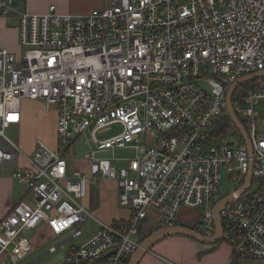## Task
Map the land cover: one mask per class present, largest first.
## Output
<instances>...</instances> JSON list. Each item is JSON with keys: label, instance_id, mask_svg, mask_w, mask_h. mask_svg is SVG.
<instances>
[{"label": "built area", "instance_id": "built-area-1", "mask_svg": "<svg viewBox=\"0 0 264 264\" xmlns=\"http://www.w3.org/2000/svg\"><path fill=\"white\" fill-rule=\"evenodd\" d=\"M12 1L0 0V15ZM18 30L21 56L0 47V166L26 158L11 177L32 198L1 219L0 256L27 258L28 235L41 223L57 236H81L89 218L82 201L90 185L108 178L130 218L102 224L65 264H125L149 209L163 227L178 225L183 209L199 210L193 229L210 237L216 204L249 178L221 211L222 240L235 257L264 264V80L233 103L251 150L232 122L222 128L231 85L264 70V0H108L87 14L61 13L52 4L41 14H20ZM24 100L54 111L55 146L37 139L25 155L6 135L21 124ZM114 126L117 134L97 138ZM82 135L96 144L84 155L87 172L70 170L67 159ZM118 149L133 156L97 157ZM223 168L235 182L226 196Z\"/></svg>", "mask_w": 264, "mask_h": 264}, {"label": "crops", "instance_id": "crops-1", "mask_svg": "<svg viewBox=\"0 0 264 264\" xmlns=\"http://www.w3.org/2000/svg\"><path fill=\"white\" fill-rule=\"evenodd\" d=\"M56 5L57 10L61 13L69 14H87L95 9L105 8L108 4V0H13L11 5V11L7 15H0V47L7 48L14 52L18 44V24L19 16L22 13L29 12L35 14H41L47 11L50 5ZM19 45V44H18ZM15 53V52H14ZM38 102L45 108V104L42 101ZM35 104V103H34ZM37 112H39L38 105L35 104ZM35 113V119L38 120L39 114ZM54 113V111H52ZM26 110L23 107V120L18 126L26 138L31 135V142L25 145V149L29 153L24 152L25 155H31L36 147L37 139H42L35 135V129L31 127V123L28 122L29 117ZM56 127V114L54 113V129ZM78 141V140H77ZM55 146V145H54ZM68 159V158H67ZM26 158H19V165H26ZM8 166L4 168L0 166V221L10 211V209L20 201H30L31 195L28 188H24L18 185L11 177L10 169L15 168L16 165ZM69 165V162H68ZM88 162L80 160L77 166L75 164L70 167V170L82 169L85 172L88 171ZM122 166V163L121 165ZM3 172V173H2ZM119 189L116 181L103 178L100 180L98 185H90L87 196L83 199L82 203L86 206L89 217L96 219L98 223V229L89 234H83L79 244H73L68 248L67 254L73 247H77L89 239H91L101 229L102 224H114L115 221H121L124 223L130 218V210L126 207H122L118 201ZM188 210V209H185ZM199 211V210H198ZM200 212V211H199ZM195 224V223H194ZM179 225L188 227H194V225L188 222H179ZM160 220L158 223L150 222L148 216L142 221L140 233L141 236L144 234H150L154 230L160 228ZM148 229L147 231H145ZM73 237L72 232L68 231L61 236L55 235L50 227L46 223H41L35 230L29 233L33 250L27 256L28 264L37 251L44 247L46 243H50L48 253H56L59 247H63V242H58L55 245L52 243L57 240H61L67 237ZM51 247H55L51 250ZM12 257L11 253H5L0 256V264H9L8 259ZM42 259V258H41ZM36 261V260H34ZM92 261V260H91ZM94 264H104L103 260H95ZM26 264V263H25ZM43 264H56L55 260L50 258ZM58 264V263H57ZM65 264V263H63ZM139 264H261L259 261L248 258H237L233 255V248L226 242H219L215 245H206L198 241H195L188 237L183 236H171L158 242L154 247L148 251L141 259Z\"/></svg>", "mask_w": 264, "mask_h": 264}, {"label": "rangeland", "instance_id": "rangeland-1", "mask_svg": "<svg viewBox=\"0 0 264 264\" xmlns=\"http://www.w3.org/2000/svg\"><path fill=\"white\" fill-rule=\"evenodd\" d=\"M19 44V42H18ZM17 44V48L14 51L18 56L22 55V52L24 50V48L22 46H20V44ZM38 105L39 108V112H37V108H35V104ZM23 107L24 110H26V112L28 113L29 119L28 122L31 123V127H33L35 129V135L39 136L42 138L43 141H45L48 145L50 146H54L56 144V131L54 129V113L52 111H50L49 109H44V106H42L40 103L38 102H33V101H29V100H24L23 101ZM46 108V106H45ZM39 114L38 120L35 119L36 113ZM239 116L241 117V114H239ZM263 133H264V125L261 126L259 128ZM120 131V127L119 126H114L113 128L101 132L97 135V138L99 140H103L109 137H112L113 135L117 134ZM6 135L12 139L17 145H19V148L23 151V152H28L27 149H25V145L24 144H28L29 142H31V135H28V137L26 138L25 136H23L22 131L20 130V127L18 126V124L16 125H12L10 127H8L5 130ZM87 140V136L82 135L79 140L76 142V145L69 150V154H68V162L70 167H72L75 164V167L77 166V164L79 163L80 160H85V162L87 163L88 160H86L84 158V155L87 152H91L92 150L96 149V144L95 143H91V144H87L86 143ZM133 156L132 150L130 149H118L116 151H105V152H100L97 154V157H109V158H116V157H120V158H124L128 159L130 157ZM89 164V162H88ZM121 163H118V166H120ZM14 167V166H13ZM11 168L9 172H14L15 169ZM18 167H20L18 165ZM17 167V168H18ZM3 173V172H2ZM222 176H223V180L221 183V187H220V192L222 194V196H226L228 193H230L235 185V182L232 179H228L226 176V168H223L222 171ZM14 179V178H13ZM18 185L21 186V184L15 179L14 180ZM100 182V180L96 183V184H92V185H98ZM23 189L27 186L22 185ZM257 182L255 181L253 189L257 188ZM31 198H32V194L30 193ZM200 216V212L198 210H185L183 209L180 214H179V222H188L191 225H194V223L196 221H198L201 217ZM148 220L150 222H154V223H158V221L160 220V215L155 212L154 210L149 209L148 210ZM98 229V223L96 221V219H94L93 217H89L87 221L84 222L83 224V234H89L91 232H94L95 230ZM148 229H146L145 231H147ZM71 237H67V238H63L61 240H57L55 241V243L53 242L52 244L55 245L58 242H63L64 246L63 247H59L56 253H48L46 254V252L49 251V246L50 243H46L44 247H41L36 255H34L33 259L30 262H34L33 264H43L45 263L46 260L52 258L55 260L56 264H63L65 263V258H66V254L68 251V248L70 246H72L73 244H79L80 240L82 237L79 238H72ZM42 258V259H41ZM29 260V259H28ZM28 260L25 258L23 260H18L15 257H11L10 259H8V263L9 264H28ZM36 260V261H34ZM101 264V263H99Z\"/></svg>", "mask_w": 264, "mask_h": 264}, {"label": "water", "instance_id": "water-1", "mask_svg": "<svg viewBox=\"0 0 264 264\" xmlns=\"http://www.w3.org/2000/svg\"><path fill=\"white\" fill-rule=\"evenodd\" d=\"M264 77V70L255 72L246 76H243L236 80L231 87L228 90L227 93V114L231 119V122L234 124V126L239 130L241 133L243 139L245 142L249 145V148L251 150V143L248 139L246 130L244 126L242 125L241 121L239 120L234 107H233V95L236 91V89L249 81L252 80H258ZM250 179L248 178L247 185L240 189L235 194H229L228 196L224 197L219 203L216 204L214 209V222L216 225V231L213 234V236H203L200 235L197 231H195L192 227L184 226V225H172V226H164L160 227L156 230H154L152 233H150L137 247L135 252L130 256V260L128 264H139L142 257L150 251L154 245H156L158 242L162 241L165 238L171 237V236H183L191 238L195 241H198L202 244L206 245H215L222 241L223 236V227H222V221H221V211L223 207L230 202H232L235 198L239 197V195L247 189L249 186ZM114 253V252H113Z\"/></svg>", "mask_w": 264, "mask_h": 264}, {"label": "trees", "instance_id": "trees-1", "mask_svg": "<svg viewBox=\"0 0 264 264\" xmlns=\"http://www.w3.org/2000/svg\"><path fill=\"white\" fill-rule=\"evenodd\" d=\"M260 80H264V77L261 78V79H258V80H252V81H249V82H247V83H244V84L240 85V86L236 89V91H235V93H234V95H233V103H236V101H237L240 97L246 95L249 91L254 90V89L257 87V85H258V83H259ZM222 121H223V127H222L223 129H224L225 127H227V126H230V124H231V119H230L229 116H225V117H223ZM72 145H73V147H74V146L76 145V141H74ZM120 222H121V221H115V222H114V225H119ZM161 227H163V226H161ZM148 235H149V234H144V235H142V238H141V240H140V243H141V242H142V241H143ZM222 242H224V241L222 240ZM217 244H219V243H217ZM217 244H216V245H217ZM129 260H130V256L127 257V258L125 259V264H128ZM94 263H96V261H95V260H92V261H88V262H86L85 264H94Z\"/></svg>", "mask_w": 264, "mask_h": 264}]
</instances>
